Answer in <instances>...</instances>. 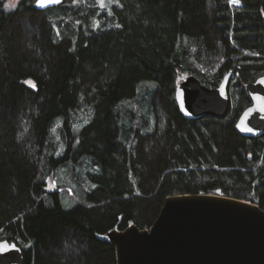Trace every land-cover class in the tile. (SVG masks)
Returning a JSON list of instances; mask_svg holds the SVG:
<instances>
[{
  "label": "trees",
  "instance_id": "obj_1",
  "mask_svg": "<svg viewBox=\"0 0 264 264\" xmlns=\"http://www.w3.org/2000/svg\"><path fill=\"white\" fill-rule=\"evenodd\" d=\"M108 1L42 12L0 0V241L24 264H117L98 236L151 229L173 196L264 210V137L236 129L253 103L246 85L264 75V0ZM231 71L226 118L181 115L179 82L216 88ZM63 167L68 180L49 192Z\"/></svg>",
  "mask_w": 264,
  "mask_h": 264
},
{
  "label": "water",
  "instance_id": "obj_2",
  "mask_svg": "<svg viewBox=\"0 0 264 264\" xmlns=\"http://www.w3.org/2000/svg\"><path fill=\"white\" fill-rule=\"evenodd\" d=\"M37 3L46 12L59 7ZM233 72L216 88L196 75L176 88L181 115L190 121L205 117L222 120L230 110ZM264 75L246 85L252 106L240 116L236 129L243 137H264ZM250 127L252 132L243 129ZM116 250L117 264H264V210L257 204L216 194H187L167 199L149 230L131 224L99 235ZM24 252L15 242L0 241V264H24Z\"/></svg>",
  "mask_w": 264,
  "mask_h": 264
},
{
  "label": "rangeland",
  "instance_id": "obj_3",
  "mask_svg": "<svg viewBox=\"0 0 264 264\" xmlns=\"http://www.w3.org/2000/svg\"><path fill=\"white\" fill-rule=\"evenodd\" d=\"M20 1L21 0H8V5H9V7L10 8H15L19 3H20ZM72 2H75V0H72ZM103 3H104V5H105V7H107V9H108V11H111L110 9H111V6L114 4V2L113 1H108V0H105V1H103ZM11 5H13V6H11ZM86 122H84V124H85ZM81 127V126H80ZM62 140H63V137L62 136H56L55 137V144H60V142H62ZM64 144V143H63ZM54 149H56V150H58V153H61L60 154V156H62L64 153H65V151H66V148H54ZM65 167H63L62 169H60L58 172H57V174L59 175L60 174V176H56V175H52L50 178H49V180H48V186H47V190L49 191V192H55V191H59L60 189H59V180H60V178H61V180H65V179H67L68 180V178L66 177L67 176V174H66V172L64 171H62L63 169H64ZM68 168H72V169H81L82 168V166H81V163L80 162H70V164H69V167ZM80 171H82V170H80ZM63 172V173H62ZM83 173V172H82ZM85 174H86V176H85ZM66 175V176H65ZM84 176V182L87 184V185H92V184H90V179H89V176H88V174L87 173H84L83 174ZM83 183V182H82ZM66 185V188H67V190L68 191H76V189H78V186H77V184L75 185V186H73L72 184H68V183H66L65 184ZM80 185V184H79ZM70 198V197H69ZM68 198V199H69ZM77 199V201H79V198L77 197L76 198ZM69 200H71V198L69 199ZM67 206V205H66ZM69 206V205H68ZM67 206V207H68Z\"/></svg>",
  "mask_w": 264,
  "mask_h": 264
},
{
  "label": "snow or ice",
  "instance_id": "obj_4",
  "mask_svg": "<svg viewBox=\"0 0 264 264\" xmlns=\"http://www.w3.org/2000/svg\"><path fill=\"white\" fill-rule=\"evenodd\" d=\"M60 2H61V0H37V3L43 7H47L51 4H59ZM228 2H229L230 6H239V4H240V0H228ZM11 6H13V5H11ZM5 7H9V5H5ZM100 7L101 8L105 7L103 0H101ZM109 14H111V13H109ZM97 26H98V24H97ZM117 27H119V25H117ZM261 83H264V80H262ZM33 87H35V85H33ZM237 127H240V125L238 124ZM243 130L247 131V132L253 131V129L250 127H246Z\"/></svg>",
  "mask_w": 264,
  "mask_h": 264
},
{
  "label": "bare ground",
  "instance_id": "obj_5",
  "mask_svg": "<svg viewBox=\"0 0 264 264\" xmlns=\"http://www.w3.org/2000/svg\"><path fill=\"white\" fill-rule=\"evenodd\" d=\"M133 141V140H132ZM131 148V147H130Z\"/></svg>",
  "mask_w": 264,
  "mask_h": 264
}]
</instances>
